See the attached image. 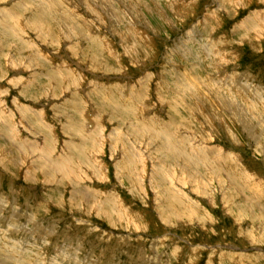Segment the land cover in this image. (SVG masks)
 I'll list each match as a JSON object with an SVG mask.
<instances>
[{
	"label": "rangeland",
	"instance_id": "1",
	"mask_svg": "<svg viewBox=\"0 0 264 264\" xmlns=\"http://www.w3.org/2000/svg\"><path fill=\"white\" fill-rule=\"evenodd\" d=\"M0 250L264 264V0H0Z\"/></svg>",
	"mask_w": 264,
	"mask_h": 264
},
{
	"label": "bare ground",
	"instance_id": "2",
	"mask_svg": "<svg viewBox=\"0 0 264 264\" xmlns=\"http://www.w3.org/2000/svg\"><path fill=\"white\" fill-rule=\"evenodd\" d=\"M60 4V6H62V3L61 2H53L52 3V5H49V7H51V6H56L57 4ZM54 4V5H53ZM53 8H55V7H53ZM48 9H50V8H48ZM54 14H56V15H59V18H58V20H65V25H68V23H67V21H68V17H67V15L65 16L63 13L61 14L60 12H55ZM36 15H37V20L36 21H40L41 20V16H40V14H38V13H36ZM61 15V16H60ZM17 16V15H16ZM17 18H19V17H17ZM67 18V19H66ZM74 30V29H73ZM10 34H12L11 36H13V34H14V32H9ZM8 33V34H9ZM9 34V35H10ZM85 34V33H84ZM16 35H18V34H16ZM16 37V36H15ZM224 99V98H223ZM220 100V99H219ZM236 113H237V115L238 114H240V109L239 110H236ZM242 115V114H241ZM162 146H161V148L163 149V152L165 153V154H167L168 155V157H172V158H179V157H186V158H188L187 157V153H183L182 151H181V154H179L178 155V153H179V151H177L176 149H178L177 147L178 146H176V149H173L174 147H175V144H173V143H169V142H166V140L165 141H162ZM172 145H173V147H172ZM180 148V147H179ZM179 150V149H178ZM193 151V150H192ZM190 154V153H189ZM165 158V157H164ZM180 159H182V158H180ZM188 162V161H187ZM217 162V161H216ZM189 163V162H188ZM190 164V163H189ZM0 253H1V250H0ZM2 254V253H1ZM7 258V257H6Z\"/></svg>",
	"mask_w": 264,
	"mask_h": 264
},
{
	"label": "crops",
	"instance_id": "3",
	"mask_svg": "<svg viewBox=\"0 0 264 264\" xmlns=\"http://www.w3.org/2000/svg\"><path fill=\"white\" fill-rule=\"evenodd\" d=\"M258 25V24H257Z\"/></svg>",
	"mask_w": 264,
	"mask_h": 264
}]
</instances>
